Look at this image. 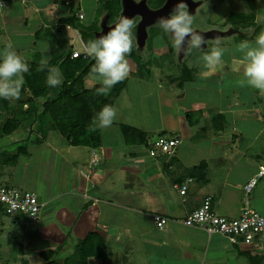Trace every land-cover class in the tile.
Masks as SVG:
<instances>
[{
  "label": "crops",
  "instance_id": "obj_1",
  "mask_svg": "<svg viewBox=\"0 0 264 264\" xmlns=\"http://www.w3.org/2000/svg\"><path fill=\"white\" fill-rule=\"evenodd\" d=\"M0 1L5 2L0 8V53L11 41L29 67L47 55L49 61L58 59L55 66L62 75L65 63L74 60L72 51L83 52L76 46L75 41L81 45L76 32L84 44L87 42L82 39L83 32L100 30L94 28L98 8H102L101 16L108 23L102 2L98 4L100 0H92L89 18L84 15L81 20L77 13H83L80 5L84 0H72L70 6L61 0ZM201 5L195 2L192 8ZM220 6L225 8L220 21H209L205 29L197 30L210 33L205 44L198 49L186 45L182 50L188 49L181 67H175L171 60L174 47L159 54L154 44L151 53L159 59L152 63L153 58H149L148 69L141 73L132 56L127 57L132 61L131 71L112 103L118 117L111 127L99 128V147L72 146L57 130L48 131L40 143L26 139V146L30 147L18 157L28 160L31 147H40L39 172L43 167L49 168L55 176L56 192L49 190V183L31 187L43 204L39 230L56 233L48 248H58L64 257L75 243L95 233L106 256L103 264H264V233L245 243L183 223L206 196L211 197L212 211L227 218L237 217L245 209L264 215V174L250 192L243 189L264 167V94L239 86L238 81L243 78L242 53L235 49L236 44L254 41L264 31V0H225ZM155 25L158 24L149 26L147 38L156 39V34L162 32ZM216 39L226 49L223 64L208 69L202 57ZM45 43L50 46L46 53L41 51ZM164 43L167 48L172 41ZM165 56L169 57L168 63L160 60ZM79 57L92 59L86 53ZM91 76L96 75L88 72L82 78L84 87L95 84ZM28 97V91L22 88L19 100L0 98L4 123L14 116L13 109L20 102L22 111L27 108ZM45 100L36 99L38 104ZM122 126L142 131L145 142L126 141ZM27 127L31 132L32 126ZM104 131L112 138L120 134L124 146L104 145ZM161 135L179 139L170 159L160 153L153 157L148 153L150 142ZM116 138L112 143L119 141ZM20 141L22 138L11 142ZM60 149L69 153L63 164ZM92 151L99 157L96 165H91ZM0 154V166L11 165L4 162V157L11 155L2 151ZM62 166L65 168L60 177ZM183 183L187 186L184 195L178 190ZM20 184L24 185V180ZM155 214L166 218V224L158 227L153 221ZM89 261L96 264L94 259Z\"/></svg>",
  "mask_w": 264,
  "mask_h": 264
},
{
  "label": "trees",
  "instance_id": "obj_2",
  "mask_svg": "<svg viewBox=\"0 0 264 264\" xmlns=\"http://www.w3.org/2000/svg\"><path fill=\"white\" fill-rule=\"evenodd\" d=\"M164 1L157 0L155 5L161 6ZM102 4L107 13L108 23L115 22L120 12L119 0H105ZM99 10L100 8L95 13L94 20H96ZM130 56L136 61L139 72L145 71L146 68L140 64V57L135 54L134 50ZM56 63H58V59L55 58L49 61L50 65L55 66ZM94 64V58L89 60L88 57L68 60L62 67L64 78L59 87H49L46 84V70L37 71L39 63L31 64L29 73L24 74L23 89L27 90L29 94L26 100L27 108L22 111L20 102L19 107L13 109L14 116L8 117L9 119L0 127V137L10 134L25 119L28 125L33 128H31V132L36 133V138L30 140L29 143H40L48 131L57 130L72 146L93 149L99 147L101 145L99 128L95 132H89L87 129L95 114L104 105L112 106L115 97L124 85V80L117 83L107 96L97 95L96 89L100 87L99 83L93 84L90 88H86L82 84V78L88 72H92ZM42 97H45L46 100L38 104L36 99ZM121 130L126 141L142 144L146 140L144 133L135 128L122 126ZM19 153H26V148L19 146L17 152L11 157L3 156L4 162L10 163L9 160L12 159V163H15ZM5 216L13 217L0 204V227L2 226V217ZM101 245L102 242L99 239L96 240L95 233H89L75 243L71 252H68L64 257L58 248H46L39 250L36 258L40 260V264H91L89 259L96 260V264H103L106 256L102 254ZM102 256L105 257L101 258Z\"/></svg>",
  "mask_w": 264,
  "mask_h": 264
},
{
  "label": "clouds",
  "instance_id": "obj_3",
  "mask_svg": "<svg viewBox=\"0 0 264 264\" xmlns=\"http://www.w3.org/2000/svg\"><path fill=\"white\" fill-rule=\"evenodd\" d=\"M139 3L140 0H135ZM162 32L171 37L173 47L182 51L187 45L190 49H198L205 44V37L193 28L194 18L188 11L184 0L177 3L171 14L163 16L158 21ZM135 21L122 16L104 35L89 40L83 44L85 53L95 60L92 72L96 75L100 87L96 94L107 96L111 89L125 80L130 71L127 57L136 46L133 37ZM162 40V37H157ZM222 41L215 40L211 50L204 54L202 60L208 69H215L223 64L226 51L221 47ZM50 46L43 44L42 52H48ZM235 49L242 53L243 78L238 81L240 87H250L264 94V31H261L254 41L244 40L235 45ZM46 70V84L49 87H59L63 83V75L58 66L50 65L47 55L43 56L37 71ZM29 64L23 56L18 54L11 41L5 44L0 53V98L16 101L21 98V90L25 84V73H29ZM118 117L117 108L104 105L93 117L87 131L95 132L97 128L111 127Z\"/></svg>",
  "mask_w": 264,
  "mask_h": 264
},
{
  "label": "rangeland",
  "instance_id": "obj_4",
  "mask_svg": "<svg viewBox=\"0 0 264 264\" xmlns=\"http://www.w3.org/2000/svg\"><path fill=\"white\" fill-rule=\"evenodd\" d=\"M104 1L105 0H100L98 4ZM224 1L225 0H222V1L221 0H192L193 3L195 2L202 3L200 8L199 7L198 8H188V11L190 12V14H192L194 18L193 28L195 30H203L205 29V27H207V23L209 21L211 23L219 22L223 16V11L225 9L221 7L220 4L224 3ZM146 3H149V2L146 0ZM92 5H93L92 0H87V1L84 0V3L80 5V8L85 10V11L83 10V13H84L83 15H85L86 19H88L90 16L89 13L91 11ZM101 13H103L102 8L99 10V13L96 16V20L94 23L95 24L94 28L96 30L100 29L99 21L103 19L101 16ZM138 19H139L138 16H135L133 18L135 23L138 21ZM158 26L159 24L157 25V27ZM148 30H149V27H146L147 36L149 33ZM70 32H71V36H73L74 33L72 32V30ZM147 36L146 38L142 40L141 43H138L136 35L133 34V37L136 41L135 54L140 57V62H141L140 64L143 65L144 68L148 69V66L150 64L148 63L149 58H151V60L153 58V60L151 61L152 63L153 61H156L158 58L157 57L156 59H154L155 57H154V54L151 53L152 52L151 47L155 46L154 44H156V49L159 50L158 51L159 54L166 52L167 50H170V49L165 48L164 41L171 40V37L165 34L164 37L162 35V40H158L157 37H155L156 39H154L153 37L152 39H150V38H147ZM75 42H76L77 48L82 49L79 42L78 41H75ZM162 44L163 46H160ZM187 51L188 49L186 51H180V52H178L176 49L174 50V54L171 57L172 58L171 60L173 61V64L175 67L177 68L181 67V64L184 63V61L187 59ZM165 57H166L165 59L160 58V60H165L168 63L169 61L167 60V58L169 57L167 56ZM128 60H129V63L131 64L132 61L130 60V58ZM167 65H170V64H167ZM171 72H173V70H171ZM90 79L94 83H98L96 76H91ZM158 79L159 77L158 75H156V80ZM145 111H147L146 107H145ZM23 121L25 123V126H20L18 130L16 129L10 134L3 136V138L0 139V144L5 145V146H0V152L1 151L7 152L9 155H13L15 154L19 146H23L26 149L30 147V146H26L27 145L26 139L34 140L36 138V133L33 131L30 132L29 127H27L28 122L25 119ZM0 122H1L0 124V127H1L4 123L3 116L0 117ZM107 132L104 131V137H103L104 145L108 143V145L110 146L111 145L124 146V144L121 142L120 134H118L117 136L119 141L112 143V141L115 140L116 135L114 138H112V136H109ZM21 138H22V141L20 142H17V143L11 142L13 140L15 141L19 140ZM108 139L111 140L110 143L108 142L109 141ZM40 145H43V144H40ZM33 148H38V149L34 152ZM31 149H32L31 151L32 156L30 159L27 160L24 158V156H20L18 157L19 160L15 164L12 163V159H11L9 160L10 164L12 163L11 165L0 166V171H2V173L0 174L1 179H2L1 181L6 185L25 189L30 192H32L31 187H35V183L42 184L45 186H46V183L47 184L49 183V185L51 186L49 190L50 191L55 190L56 192L57 186L56 184H53V180H55V176L52 173H50L49 168L48 170H46L43 167V170L39 172V170L41 169L39 165L42 164L39 159L40 147L33 146L31 147ZM59 152L63 153V158H64L62 161V164H63V162L69 159L68 158L69 153L66 154L67 152L66 149L64 150L60 149ZM64 168L65 166H62L61 171H60V177L62 175L61 173L64 170ZM7 171L8 173L6 174ZM48 178H49V182L47 180ZM50 179H52V182H50ZM23 180L25 182L24 185L20 184V181H23ZM60 185L61 183H59V186ZM58 191L60 190L58 189ZM0 228H1L0 264H40V260L36 258L37 252L40 249H46L48 247H51L50 243H52V240H51L52 236L56 234L54 231L44 232L42 230H39L40 229L39 222L31 223V222L25 221L23 218L19 216L18 217L17 216L2 217V226ZM69 248L70 246H68V249Z\"/></svg>",
  "mask_w": 264,
  "mask_h": 264
},
{
  "label": "built area",
  "instance_id": "obj_5",
  "mask_svg": "<svg viewBox=\"0 0 264 264\" xmlns=\"http://www.w3.org/2000/svg\"><path fill=\"white\" fill-rule=\"evenodd\" d=\"M65 6H70L72 0H61ZM5 2L0 1V8ZM82 12L77 13L79 20L83 19ZM77 38L82 45V51H72L71 57L76 58L84 55L83 43L79 32ZM179 139L176 137L158 136L150 142L148 153L150 156L162 154L167 159L172 158ZM91 165H96L99 157L92 151ZM264 174V167H260L257 174L252 177L244 186L245 192H250L257 182L258 177ZM187 186L183 183L178 186L179 193L184 195ZM0 204L11 216H21L25 221L36 223L40 219L43 204L38 200L36 194L25 189L6 185L0 180ZM153 221L158 227L166 224L167 219L160 215H153ZM186 226H198L207 233H219L229 238V240L240 239L245 243H250L257 235L264 233V215H260L252 210L245 209L237 217L227 218L221 216L211 209V197L206 196L201 205L191 211L183 220Z\"/></svg>",
  "mask_w": 264,
  "mask_h": 264
},
{
  "label": "water",
  "instance_id": "obj_6",
  "mask_svg": "<svg viewBox=\"0 0 264 264\" xmlns=\"http://www.w3.org/2000/svg\"><path fill=\"white\" fill-rule=\"evenodd\" d=\"M179 2L180 0H165L160 7L152 9L147 6L145 0H140L139 3H136L135 0H121V11L116 22H118V20L122 16L128 17L130 19H133L135 16H138L139 20L135 24L136 26L133 29V34L136 35L138 43H141L142 40L146 37V27L158 24L159 19L163 16L171 14L172 11L175 9L177 3ZM184 2L187 3L188 8L194 7V3L192 2V0H184ZM116 22H114L113 24H108L107 19L104 18L100 23L99 31H92L91 33L83 32L82 39L85 42L96 39L98 36H102L107 31H109L110 28L113 27ZM201 34L204 37L210 35L209 32H201Z\"/></svg>",
  "mask_w": 264,
  "mask_h": 264
},
{
  "label": "flooded vegetation",
  "instance_id": "obj_7",
  "mask_svg": "<svg viewBox=\"0 0 264 264\" xmlns=\"http://www.w3.org/2000/svg\"><path fill=\"white\" fill-rule=\"evenodd\" d=\"M149 3H147V6L148 7H150V8H152V9H156V8H158V7H160V6H156L155 4H156V2L155 1H157V0H147ZM139 20V19H138ZM138 22V21H137ZM136 22V23H137ZM135 23V24H136ZM108 24H111V23H108ZM155 26H157V25H155ZM158 28V27H157ZM158 30V29H157ZM159 31V30H158ZM156 35H158L157 37H160L159 35H163V36H165L164 35V33H162L161 31H159ZM167 49H172L173 48V46H172V44L170 43H168L167 44ZM155 49V47L153 46V47H151V50H154ZM133 50L135 51V47L133 48Z\"/></svg>",
  "mask_w": 264,
  "mask_h": 264
}]
</instances>
